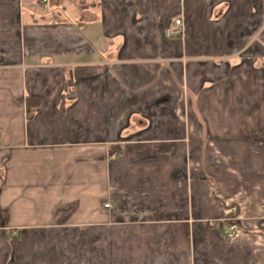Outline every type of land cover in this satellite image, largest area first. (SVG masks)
Masks as SVG:
<instances>
[{"label": "crops", "instance_id": "0c3cea01", "mask_svg": "<svg viewBox=\"0 0 264 264\" xmlns=\"http://www.w3.org/2000/svg\"><path fill=\"white\" fill-rule=\"evenodd\" d=\"M0 264H264V0H0Z\"/></svg>", "mask_w": 264, "mask_h": 264}, {"label": "built area", "instance_id": "2783aa9c", "mask_svg": "<svg viewBox=\"0 0 264 264\" xmlns=\"http://www.w3.org/2000/svg\"><path fill=\"white\" fill-rule=\"evenodd\" d=\"M45 2V0H42V3ZM181 18L180 17H174L170 23V25L165 29V34L167 36H170L172 34H179L181 32ZM105 207H109L110 204L106 203L104 204ZM239 232V230L234 226L230 224L225 225V233L229 236L236 235Z\"/></svg>", "mask_w": 264, "mask_h": 264}, {"label": "trees", "instance_id": "16d2710c", "mask_svg": "<svg viewBox=\"0 0 264 264\" xmlns=\"http://www.w3.org/2000/svg\"><path fill=\"white\" fill-rule=\"evenodd\" d=\"M36 103H37V98L27 99V108L30 109L33 105L36 106ZM114 147H117V146H110L109 152H111L114 149Z\"/></svg>", "mask_w": 264, "mask_h": 264}, {"label": "rangeland", "instance_id": "374dc122", "mask_svg": "<svg viewBox=\"0 0 264 264\" xmlns=\"http://www.w3.org/2000/svg\"><path fill=\"white\" fill-rule=\"evenodd\" d=\"M234 215V214H233Z\"/></svg>", "mask_w": 264, "mask_h": 264}]
</instances>
